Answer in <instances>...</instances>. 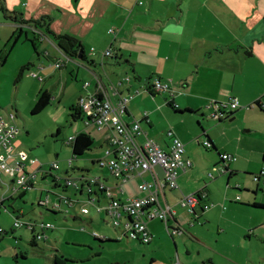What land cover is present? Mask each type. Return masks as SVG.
Segmentation results:
<instances>
[{
	"label": "crops",
	"instance_id": "1",
	"mask_svg": "<svg viewBox=\"0 0 264 264\" xmlns=\"http://www.w3.org/2000/svg\"><path fill=\"white\" fill-rule=\"evenodd\" d=\"M25 1L28 2L26 9L15 12L17 22L13 26L26 38H30L27 26L30 27L34 48L36 40L46 43L43 44L46 61L39 57V71L69 65L67 70L74 74L75 82L82 78L89 82L90 89L98 82L112 100L132 93L124 119L128 123L134 119L140 121L141 142L153 139L162 149L168 150L171 139L167 131L171 128L186 145L185 155L191 165L178 170L175 188H165L159 195V204L170 206L173 215L166 222V228L158 219L149 220L146 225L150 234L149 243L145 245L150 252L149 264L157 260L161 264H198L191 257L195 245L212 251L211 238L217 241L221 233L228 232L239 242H242L241 236L251 239L254 230L264 222V217L247 215L249 208L259 214L264 210V202L258 198V193L264 190L261 184H264V110L251 106L256 100L264 106V9H258L257 2L254 7L252 0H248V4L244 0H75L76 11L55 0ZM139 1L142 3L138 4ZM2 2L8 13H12L6 7L8 0L6 4L5 0ZM244 10L254 12V21L245 28ZM48 14L52 17V22H48L49 30L78 39L85 59L62 52L46 35L44 20L36 28L26 22L40 20ZM0 24L7 25L2 21ZM109 29L114 32L108 34ZM108 47L114 50L111 56L103 57L102 51ZM145 59L150 63H143ZM57 60L63 61L62 67L52 65ZM139 68H144V72ZM59 76H64L63 70L59 71ZM123 76L129 79L118 84ZM152 77L169 80L174 95L171 97L164 92V96L157 97L160 92L150 87ZM76 88L78 99L85 93L81 80ZM233 97L238 99L240 106L221 121L212 116L216 111L213 107L209 111L206 109L208 104L226 103ZM171 98L178 110H192L193 113L171 110L167 104ZM177 114L190 117L186 124L190 131L189 135L185 133L186 137L179 132ZM78 117L85 125L83 114ZM182 122H186V118L185 121L181 119ZM86 127H80L75 135L86 132L93 140L89 129L101 134L104 131L100 135V149L91 158L102 156L110 130ZM257 131L263 136L254 138ZM206 139L213 147L203 145ZM199 144L213 149L205 152L209 162L201 158ZM15 146L18 148L17 143ZM222 153L233 154L235 160L222 162L219 156ZM154 170L157 178L163 177L159 166ZM240 174H250L255 186L250 187L245 180L241 183L234 180L236 187L229 192L226 184ZM255 176H259L258 180ZM152 179L151 172L132 174L122 181L121 200L141 195L139 183ZM197 192L200 199L194 207L195 213L187 211L190 214L187 218L176 206L184 195ZM244 214L249 218L245 222L238 220L240 215L244 219ZM233 225H238V229L233 230ZM227 226H231L230 229ZM162 248L168 258L159 251ZM205 258L211 264V254L203 257V261Z\"/></svg>",
	"mask_w": 264,
	"mask_h": 264
},
{
	"label": "rangeland",
	"instance_id": "2",
	"mask_svg": "<svg viewBox=\"0 0 264 264\" xmlns=\"http://www.w3.org/2000/svg\"><path fill=\"white\" fill-rule=\"evenodd\" d=\"M55 1L66 3L68 8L76 11L77 6L75 0ZM256 2L258 9H264V0H252L251 4L254 6ZM6 3L7 0H5ZM27 3L25 0H8V6L6 5V7L9 11L19 12L21 9H26L25 5ZM244 3L248 4V0H244ZM253 13L244 10L243 14L246 18L244 20V28L254 21ZM50 17L48 14L46 19L52 22V17L51 19ZM0 21L7 24H0V114L6 115L10 112L15 114L14 122L18 129L15 144L17 143L18 148L28 155V161L25 163V171L31 172L36 169L48 170L53 166L56 169L52 171V174L61 177V184L54 187L52 181L53 176L51 174L46 178H41V175L38 174L35 179V188L27 192L23 198L14 197V192L6 184H0V195L13 196V199L5 201V208L2 207L0 209V229H4L7 233L4 235L0 233V264H53L54 255L67 259L66 264H149L150 252L146 250L145 245L128 239L121 231L113 228L109 222L102 220L103 215L93 220L91 224H88L87 218L83 217V215H79L80 219H72L71 216L74 213L80 212V205L77 202L74 203V209L69 208V214L50 213L37 205L38 196L44 197L47 191L61 193L72 198L76 197L73 195L71 189L65 190L62 185L65 177L69 175L72 177L77 176V172L72 171L69 167V160L73 153L72 146L68 144V139L69 137L75 136V132L80 127H86L79 117L76 119L72 117V107H75L77 99L76 87L80 84V80L81 84L84 81L82 78H79V81L75 82L74 74L67 70L69 65L57 70L48 69L47 71H39L37 69L40 63L39 57L45 60L43 56L45 52L43 50V44L46 43L36 40L34 48L32 41H30L32 40L33 34L29 26L27 27L30 38H26L25 35H20L18 40L14 42L15 37L19 33L15 30V26H13L14 21L10 17H6L1 10ZM48 45L51 46L50 43ZM143 63L149 64L150 62H146L145 59ZM139 69L144 72V68ZM60 70L64 71L62 78L59 76ZM32 73L41 76L43 80H38L36 76L31 75ZM96 82L97 79L94 78V83ZM40 89L49 92L51 96L50 103L42 111L34 114L32 113V109L41 91ZM164 94L166 93L160 92L157 94V97L164 96ZM149 98L153 100L151 96ZM169 108L173 110L171 107ZM206 109L208 111L210 110V108ZM178 115L180 116L181 114H177L176 120L179 123V132L186 137V134L189 135L190 131L186 126L187 120H190V117L184 114V117L180 116L178 120ZM185 118L186 122L180 123L181 119L185 121ZM195 123L194 127L196 125ZM197 127L200 130L198 124ZM88 131L93 136V148L86 151L83 155H77L72 161V166H89V159L95 157V153L100 149V135L104 131L102 134L97 133V131L95 133L91 129ZM262 136L261 131L254 132V138H260ZM179 139L182 141L181 138ZM184 146L186 147V145ZM197 149L199 150L201 158L209 162L205 152H211L213 149H205L201 144L197 145ZM186 150H189V148ZM67 169L69 172H64ZM103 173V171L98 170L95 166L87 172V174L94 176H103ZM244 175H236L237 177L232 179L230 184H226L230 188L229 192L232 191L231 188L236 187L234 180H238V183L245 180V183L250 187L255 186L256 182L251 179V175ZM1 178L2 180H7L9 179V175L4 173ZM226 181L227 179L224 181V184ZM107 182L112 185L115 180L109 177ZM261 184L264 186L262 182ZM234 192L236 193V191ZM113 195L121 199V195L117 192L114 191ZM258 198L264 202L263 189L258 193ZM76 199L83 201L85 200V196L78 195ZM176 207L185 217H190L185 207L179 204ZM18 213L21 214L19 216V220L21 221L37 219L50 222L54 224L55 231L48 233V241H39L36 245H31L30 240L32 239V234L28 230L24 228H13L14 217ZM92 215H94L93 212H91L90 216ZM247 215L258 216L262 219L264 217V210L259 214L249 208ZM248 218L245 214L244 219L241 215L240 217L238 216V220L244 222ZM162 223L163 227L166 228V224L164 222ZM122 226L124 227L123 224ZM81 227H84V232H80ZM229 227L231 226H227L228 229H230ZM232 229L237 230L238 225H233ZM92 232L117 241L94 240L91 236ZM167 232L168 230L165 229V233ZM253 234L254 236L251 239L241 236L242 242H239L238 239L228 232L218 234L219 236L216 237L217 241H215V237L211 238L212 251L195 245V249L191 254L193 262L210 264L206 262V258L203 261V257L211 254V264H264V222L263 226L254 230ZM167 237L171 240L168 233ZM233 244L236 246H233ZM151 249L153 250V247ZM159 251L164 257L168 258L163 248ZM171 254L174 257L173 250ZM153 264L161 263L157 260Z\"/></svg>",
	"mask_w": 264,
	"mask_h": 264
},
{
	"label": "built area",
	"instance_id": "3",
	"mask_svg": "<svg viewBox=\"0 0 264 264\" xmlns=\"http://www.w3.org/2000/svg\"><path fill=\"white\" fill-rule=\"evenodd\" d=\"M137 3L141 4L142 2L139 1ZM113 32V29L108 30V34ZM91 51H94V49L91 48ZM111 54V48L102 51L103 57H109ZM63 64L62 60H57L52 65L55 68H60ZM31 75L36 76L40 81L43 80L41 76H37L35 73ZM128 79L129 76H126L119 80L118 84ZM150 87L155 92H166L171 97L174 95L169 80L152 77L150 79ZM83 88L85 93L78 97L76 108L85 117L84 123L86 126H93L98 131L110 130L107 146L102 155L104 159L102 164L108 167L110 176L117 179L121 184L114 183L110 185L108 182L101 184V187L105 188L107 201L102 203L92 197L87 200V204L81 207L80 211L83 214H91L93 212L94 215L92 216L105 212L111 218L112 224L121 229L123 234H126L131 239L139 238L142 243H149L150 234L147 230V222L158 219L166 224L173 215L170 206L159 204L160 193H163L165 188H175L178 170L191 165V160L185 155L184 143L175 137L171 130L167 132V136L171 139L168 150L162 149L153 139L147 138L141 142L139 138L143 132L140 121L134 119L128 123L124 119L128 101L133 97L132 93L120 95L116 100H112L109 98L105 88L98 82L94 88L90 89L89 82L84 81ZM239 106L238 99L233 97L226 103L208 104L207 108L213 107L216 111L212 116L219 120L222 117L224 118V110H234ZM14 120L15 114L12 112L6 115L0 114V180L2 181H0V184H6L15 195L19 190L25 189L27 184L44 170L25 171L28 155L15 146L14 140L17 126ZM73 139L74 136L69 137L68 141ZM203 145L211 147L212 143L206 139ZM219 156L222 162L235 160V156L231 153H222ZM156 166L162 169V178H157L154 170ZM50 168L54 167L51 166ZM221 171H226V168H221ZM142 172H151L153 179L139 183L138 189L142 192L141 195L125 200L113 195L114 191L118 194L123 192L122 181H126L134 173ZM4 173L9 175V179L2 180L1 176ZM209 175L212 174L209 173ZM258 178L259 176L254 177L255 180H258ZM8 180H11L10 183ZM4 197L5 195L2 194L0 201ZM199 199V192L184 195L180 199V205L186 207L188 212L195 213L194 207ZM41 202L48 204L49 200L46 197ZM54 205L57 206V203L54 202ZM13 224L19 226L20 222L16 221ZM44 225L47 227L51 226L49 223ZM177 264L179 263L177 262Z\"/></svg>",
	"mask_w": 264,
	"mask_h": 264
},
{
	"label": "trees",
	"instance_id": "4",
	"mask_svg": "<svg viewBox=\"0 0 264 264\" xmlns=\"http://www.w3.org/2000/svg\"><path fill=\"white\" fill-rule=\"evenodd\" d=\"M0 10L4 12L6 17H10L14 22H17L16 21L17 19L14 18L16 13L12 12V13L8 14L6 8L3 6L2 0H0ZM46 18L47 17H42L40 20H32L31 19V20H28L26 22L28 24H29V22H31L33 27L36 28V27L41 26L42 25L41 22L44 20L46 35H49V38L55 43V45L62 52L66 53L69 56L75 57L78 55V52L80 50H82L81 57L83 59H85L84 49H83V46L80 43V41L78 39H76L75 37L68 35V34H63V33L62 34H55V33L51 32L48 28L49 19H46ZM20 35H21V32H19L17 34L14 42H16L18 40ZM30 41H32V43L34 42V40H30ZM50 98H51V96H50L49 92L47 90H42L36 99V102H35L33 109H32V113L35 114V113H39L40 111H42L47 105H49ZM167 104L176 112L185 113V114L193 113L192 110H178L176 104L173 102L172 99L167 100ZM252 107H258V108L264 110V106L260 103L259 100H256L255 102H253ZM72 109H73L72 117L74 119H76L78 116L82 115V112L76 108V105H75V107L73 106ZM224 112H225L224 118H226L229 114H232L231 110H224ZM219 120L221 121V119H219ZM68 144H70L72 146V153H73L72 157L70 158L69 167L72 171L77 172V176L72 177L69 175V176L65 177L62 187L65 190L71 189L73 191V195L76 197L72 198L70 196H66V195L61 194V193H57V192H53V191H47V194L44 197H41L39 195L37 198V205L38 206H40L45 211L50 212V213H54V214H56V213L69 214L68 213L69 208L74 209V203L75 202L79 203L80 209H81V207H83L87 204V200L92 198V197H95L99 202L100 201L101 202L107 201L105 188L101 187V184L107 182V179L110 177V171H109L107 166L102 164V162L104 161L103 156H100L97 158H90L88 161L89 166H85V165H82V166L74 165V166H72V161L77 155H83L86 151H89L93 148V140L90 138L89 134L86 132H80L74 136L73 140L68 141ZM263 162H264V153H263ZM93 166H95L98 170L103 171L104 172L103 176H101V175L94 176V175L87 174V172H89V170H91L93 168ZM54 169H56V168H49L48 170L42 171L39 174L41 175L40 176L41 178H46L48 175L51 174L53 176L52 177L53 186L57 187L61 184V182H60L61 177L52 174V171ZM64 172L68 173L69 170L67 169ZM35 179L36 178H34L31 182H29L25 189L19 190L16 193V196L14 195V197L23 198L27 194V192L32 191L35 188L34 187ZM10 181L11 180H8L9 183H10ZM78 195L85 196V200L79 201L78 199H76L78 197ZM46 197L49 200L48 204H44L41 202ZM8 199H13V196H5L3 198V200L0 201V209L2 207L5 208L4 203ZM65 200H66V202H65ZM54 202L57 203V206L54 205ZM260 206H263V205H260ZM64 207H68V208H64ZM20 215H21L20 213L15 214L14 222L18 221V222H20V225L15 226L13 224V228L14 229L24 228V229L28 230L32 234V239L30 240L31 245H36L37 242H39V241H45V242L48 241V233L55 231L54 230L55 229L54 224H52L50 222L43 221V220H37V219H34V220L28 219L26 221H21V220H19ZM79 215L80 216L83 215V217L87 218L88 224H91L93 220H95L98 217H101L103 215L104 217L102 218V220L109 222V224L113 228H115L116 230L122 231L117 226L112 224L111 218H109L105 212L103 214H97L96 216H90V214H83L80 211L79 213H74V215H72L71 217H72V219L77 220V219H80ZM46 223H49L51 226H49V227L45 226L44 224H46ZM84 231H85L84 227H81L80 232H84ZM0 233L3 235L7 234L4 229H0ZM123 235L126 236L131 241H135V242L140 243L142 245L148 244V243H146V244L142 243L139 240V238L138 239H131L126 234H123ZM91 236L94 240H99V241H107V240L111 241V242L117 241L114 239L105 238L104 236H100L94 232L91 233ZM66 260L67 259H64L62 257L54 255L52 263L54 262L53 264H66Z\"/></svg>",
	"mask_w": 264,
	"mask_h": 264
},
{
	"label": "water",
	"instance_id": "5",
	"mask_svg": "<svg viewBox=\"0 0 264 264\" xmlns=\"http://www.w3.org/2000/svg\"><path fill=\"white\" fill-rule=\"evenodd\" d=\"M81 53H82V50H80L79 52H78V58H80L81 57Z\"/></svg>",
	"mask_w": 264,
	"mask_h": 264
}]
</instances>
